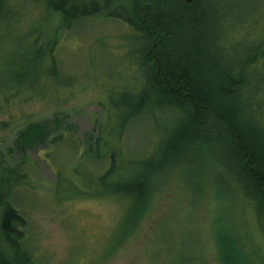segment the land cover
Returning a JSON list of instances; mask_svg holds the SVG:
<instances>
[{"label": "rangeland", "instance_id": "rangeland-1", "mask_svg": "<svg viewBox=\"0 0 264 264\" xmlns=\"http://www.w3.org/2000/svg\"><path fill=\"white\" fill-rule=\"evenodd\" d=\"M10 2L16 11L13 25L0 34V73L8 60L21 59L16 51L24 33L41 25L47 39L60 24L57 15L44 19L35 0ZM213 5L225 6L229 67L264 53V0ZM238 15L244 29L234 25ZM59 27L53 59L70 85L47 81L44 94L38 85L35 92L21 88L6 98L0 95V162L17 164L18 154L25 160L26 179L14 194V205L25 219L30 264H264V213L258 216L256 204L245 198L233 169L217 159L211 142L204 152L191 146L168 161L154 179L144 209L130 197L99 198V184L92 179L103 170L95 164L74 175L84 148L104 130L110 111L117 126L122 121L126 125L118 142L125 158L119 168L133 175L144 170L145 159L161 155L187 113L162 109L155 115L146 110L137 117L131 114L128 106L135 99L130 98L149 76L140 67V41L124 22L94 15L68 29ZM263 65L264 59L251 68L252 73L260 68L258 78L264 75ZM248 92L264 105V77L258 90ZM112 101L111 109L115 107L109 111ZM44 123L51 131L45 141L18 138L26 127ZM56 138L62 140L54 142ZM97 151L102 154L103 148ZM59 172L64 182L56 185ZM7 249L0 248L3 259L13 254ZM19 262L27 264L23 257Z\"/></svg>", "mask_w": 264, "mask_h": 264}, {"label": "trees", "instance_id": "trees-1", "mask_svg": "<svg viewBox=\"0 0 264 264\" xmlns=\"http://www.w3.org/2000/svg\"><path fill=\"white\" fill-rule=\"evenodd\" d=\"M207 1L35 0L44 19L58 16L59 29H68L77 20L94 15L124 22L140 41L137 48L140 67L149 76L135 97L130 98L135 99L128 106L131 114L137 117L146 110L155 115L162 109L187 113L178 132L166 140L161 155L145 159L144 170L133 175L132 171L127 173V169L119 168L125 158L118 151V142L125 136L126 125L122 121L117 126V116L110 111L115 106L111 109L113 101L109 102L110 114L104 130L84 148L81 165L73 169L76 176L86 171L89 164L103 170L92 179L99 184V198L130 197L144 209L151 201L154 179L163 173L168 161L191 146L204 152L205 144L211 142L212 150L220 156L214 158L227 169H233L235 182L245 198L256 204L258 216L264 213V105L262 98L248 92L258 90L261 85L264 75L258 78L260 68L253 73L251 68L264 59V53L244 57L242 61L246 60L240 65L229 67L225 6L213 5L222 0H213L212 4ZM13 10L10 0H0V34L13 25L12 15L16 11ZM243 21L238 15L233 22L243 27ZM42 27L34 26L24 33L16 51L21 59L8 60L0 73V95L4 98L13 89L35 92L38 85L39 92L44 94L42 86L47 81L57 87L70 85L60 77L53 59L58 27L47 39ZM50 132L48 123L42 127L35 124L26 127L18 138L25 142L45 141ZM100 146L102 154L97 151ZM18 155L19 163L12 166L0 162V248L13 253L9 259L1 256L0 264H20V257L27 264L33 262L26 244L25 219L14 205V194L26 179L25 160ZM56 177V185L64 182L61 172Z\"/></svg>", "mask_w": 264, "mask_h": 264}, {"label": "water", "instance_id": "water-1", "mask_svg": "<svg viewBox=\"0 0 264 264\" xmlns=\"http://www.w3.org/2000/svg\"><path fill=\"white\" fill-rule=\"evenodd\" d=\"M188 2H190V0H187Z\"/></svg>", "mask_w": 264, "mask_h": 264}]
</instances>
